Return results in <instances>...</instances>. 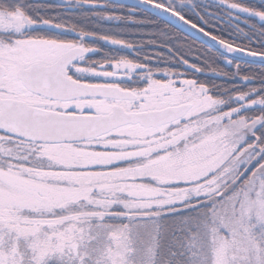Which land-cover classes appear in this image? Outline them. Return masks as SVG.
Masks as SVG:
<instances>
[{"label":"snow or ice","instance_id":"1","mask_svg":"<svg viewBox=\"0 0 264 264\" xmlns=\"http://www.w3.org/2000/svg\"><path fill=\"white\" fill-rule=\"evenodd\" d=\"M0 264H264V0H0Z\"/></svg>","mask_w":264,"mask_h":264}]
</instances>
